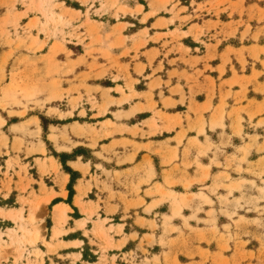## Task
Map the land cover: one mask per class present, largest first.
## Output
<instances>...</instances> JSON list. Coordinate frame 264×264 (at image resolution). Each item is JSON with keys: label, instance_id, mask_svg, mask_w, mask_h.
Returning <instances> with one entry per match:
<instances>
[{"label": "rangeland", "instance_id": "obj_1", "mask_svg": "<svg viewBox=\"0 0 264 264\" xmlns=\"http://www.w3.org/2000/svg\"><path fill=\"white\" fill-rule=\"evenodd\" d=\"M0 264H264V0H0Z\"/></svg>", "mask_w": 264, "mask_h": 264}, {"label": "bare ground", "instance_id": "obj_2", "mask_svg": "<svg viewBox=\"0 0 264 264\" xmlns=\"http://www.w3.org/2000/svg\"><path fill=\"white\" fill-rule=\"evenodd\" d=\"M66 212H67V208L66 207H63V206L57 207L56 208V217H57V219L59 221H65V219H66ZM15 216L14 215H11L12 218H15ZM17 217H18L19 220H22L23 219L22 215H20V216L17 215ZM35 218H36L35 215L32 213L31 214V220L33 222L36 220ZM27 232L28 233H32V232H29V231H27ZM56 234L57 235H60V232L59 231H56ZM41 236L42 235L40 233V230H37L36 233L33 234V240L32 241L35 242V241L40 240V237Z\"/></svg>", "mask_w": 264, "mask_h": 264}, {"label": "crops", "instance_id": "obj_3", "mask_svg": "<svg viewBox=\"0 0 264 264\" xmlns=\"http://www.w3.org/2000/svg\"><path fill=\"white\" fill-rule=\"evenodd\" d=\"M57 194H59V193H57ZM58 197H59V196H53V197L51 198L49 204H47V206L50 205L51 202H52L54 199H57ZM60 199H62V201H59L58 203H56V204L53 206V210H55L57 207H60V206L66 207V208H67V212H66V214H67V216H69V214L71 213L72 209H71V207H70L69 204L65 203V201H66V199H67V196L65 197V196H62V195H61V196H60ZM73 204H74V202H73Z\"/></svg>", "mask_w": 264, "mask_h": 264}]
</instances>
